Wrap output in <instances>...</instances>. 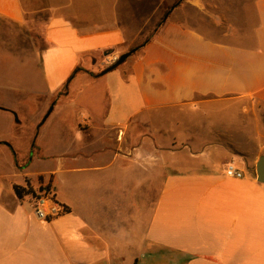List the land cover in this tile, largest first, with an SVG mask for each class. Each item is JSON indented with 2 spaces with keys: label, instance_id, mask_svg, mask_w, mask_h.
Here are the masks:
<instances>
[{
  "label": "crops",
  "instance_id": "crops-1",
  "mask_svg": "<svg viewBox=\"0 0 264 264\" xmlns=\"http://www.w3.org/2000/svg\"><path fill=\"white\" fill-rule=\"evenodd\" d=\"M148 1L0 0L38 99L0 101V264H264V0H181L100 75ZM26 180L68 209L38 219Z\"/></svg>",
  "mask_w": 264,
  "mask_h": 264
},
{
  "label": "rangeland",
  "instance_id": "rangeland-1",
  "mask_svg": "<svg viewBox=\"0 0 264 264\" xmlns=\"http://www.w3.org/2000/svg\"><path fill=\"white\" fill-rule=\"evenodd\" d=\"M179 1L181 0H159L160 3L158 4L156 0H153L151 3L148 1L147 4L143 5L141 8H138V13L148 11L150 14L146 16L143 27L145 31L142 37L137 39V44L143 41L149 35V33L153 30V28L163 16L165 10ZM155 6H158V9H156ZM34 40L33 31L28 29L22 30L15 23L0 19V83L5 85L7 83L10 84L9 86H0V101H6V99H10L14 104L17 105V107L19 106L18 117L20 118L21 115L22 118H25L26 124L29 123L31 119H33L31 112L34 109V104L38 102V99L32 95H29L25 97L24 101H22L21 95H17L18 92L15 91L17 89L14 87H26L25 85L27 84L28 79H26L27 76L24 75L31 71V64H23L21 59L24 56L25 59L28 57ZM18 43L23 45V48L25 49L24 56H20V52L22 51H19ZM133 46L134 45L131 47ZM21 131L22 130L18 128L17 131L15 130V134L17 136H21L19 135Z\"/></svg>",
  "mask_w": 264,
  "mask_h": 264
},
{
  "label": "built area",
  "instance_id": "built-area-1",
  "mask_svg": "<svg viewBox=\"0 0 264 264\" xmlns=\"http://www.w3.org/2000/svg\"><path fill=\"white\" fill-rule=\"evenodd\" d=\"M118 56H111L107 64H112ZM225 174L233 177H242V171L238 170L232 163L225 166ZM30 205L33 213L38 219L50 220L66 211V207L56 200L50 189H43L30 196Z\"/></svg>",
  "mask_w": 264,
  "mask_h": 264
},
{
  "label": "water",
  "instance_id": "water-1",
  "mask_svg": "<svg viewBox=\"0 0 264 264\" xmlns=\"http://www.w3.org/2000/svg\"><path fill=\"white\" fill-rule=\"evenodd\" d=\"M135 49H131L128 50L126 52H123L122 54H120L117 59L110 64L109 66H107L106 68H104L103 70H101L99 72V74H104L114 68H116L118 65H120L122 62H124L126 60V58L132 54L134 52ZM52 106H50L47 110V112L45 113V115L42 117L41 122L44 121V119L46 118V116L48 115V113L50 112ZM254 169H255V175H256V179L260 182H264V154H261L258 156V158L255 161L254 164Z\"/></svg>",
  "mask_w": 264,
  "mask_h": 264
},
{
  "label": "trees",
  "instance_id": "trees-1",
  "mask_svg": "<svg viewBox=\"0 0 264 264\" xmlns=\"http://www.w3.org/2000/svg\"><path fill=\"white\" fill-rule=\"evenodd\" d=\"M176 3H174L172 6H170L169 8H167L165 10V12L163 13V16L161 17V19L159 20V22L157 23V25L153 28V30L157 29L165 20L166 16L168 15V11L171 9V7L175 6ZM148 40V36L144 39V41ZM142 44H136L133 47H131L129 50L131 49H135L134 52L141 46ZM133 52V53H134ZM81 69L80 67H76L75 71ZM41 177H39L40 179ZM15 192L18 196H22L24 194H28V193H32L31 195H34L35 192L33 191V188L30 186L29 180H26V185L25 186H21V185H16L15 186ZM66 209H68L66 207Z\"/></svg>",
  "mask_w": 264,
  "mask_h": 264
}]
</instances>
